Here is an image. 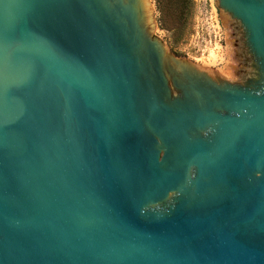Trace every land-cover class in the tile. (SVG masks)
Here are the masks:
<instances>
[{
  "label": "water",
  "instance_id": "water-1",
  "mask_svg": "<svg viewBox=\"0 0 264 264\" xmlns=\"http://www.w3.org/2000/svg\"><path fill=\"white\" fill-rule=\"evenodd\" d=\"M214 5L220 68L148 0H0V264H264V0Z\"/></svg>",
  "mask_w": 264,
  "mask_h": 264
},
{
  "label": "rangeland",
  "instance_id": "rangeland-1",
  "mask_svg": "<svg viewBox=\"0 0 264 264\" xmlns=\"http://www.w3.org/2000/svg\"><path fill=\"white\" fill-rule=\"evenodd\" d=\"M156 28L151 39L161 40L168 52L203 68H220L226 41L215 0H148Z\"/></svg>",
  "mask_w": 264,
  "mask_h": 264
},
{
  "label": "flooded vegetation",
  "instance_id": "flooded-vegetation-1",
  "mask_svg": "<svg viewBox=\"0 0 264 264\" xmlns=\"http://www.w3.org/2000/svg\"><path fill=\"white\" fill-rule=\"evenodd\" d=\"M241 43H243V42H241ZM240 50H241V56L242 57H244V58H246V61H247V58L248 57H246V48H245V46H244V44H242L241 46H240ZM248 80V78H246V79H244V81L246 82Z\"/></svg>",
  "mask_w": 264,
  "mask_h": 264
},
{
  "label": "trees",
  "instance_id": "trees-1",
  "mask_svg": "<svg viewBox=\"0 0 264 264\" xmlns=\"http://www.w3.org/2000/svg\"><path fill=\"white\" fill-rule=\"evenodd\" d=\"M181 1H184L186 4L190 2V0H181Z\"/></svg>",
  "mask_w": 264,
  "mask_h": 264
}]
</instances>
